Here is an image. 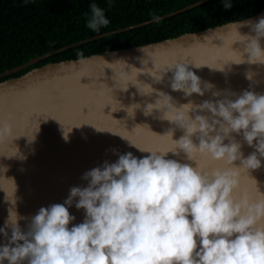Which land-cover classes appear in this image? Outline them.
Here are the masks:
<instances>
[{
  "label": "clouds",
  "instance_id": "obj_1",
  "mask_svg": "<svg viewBox=\"0 0 264 264\" xmlns=\"http://www.w3.org/2000/svg\"><path fill=\"white\" fill-rule=\"evenodd\" d=\"M223 6L231 7V0H223ZM89 9L88 28L99 31L109 24L103 8L93 2ZM153 19L158 22L161 17L154 14ZM244 23L250 25V32L237 30L239 38L234 41H241L243 47L232 49L238 55L213 68L223 70L228 62L264 65V16ZM188 65L176 61L163 72H171L172 90L203 95L213 85L203 82L202 86ZM129 66L118 75L131 76L137 70L136 79L125 80L119 88L127 89L131 82L141 94L157 91L155 101L144 105L145 115L160 109L161 118L175 122L183 135L173 139L169 129L172 148H139L149 153L141 157L130 151L119 153L115 161L104 160L86 170L81 177L86 185L70 186L62 203L39 207L25 230L19 224L26 218L16 210L15 189L9 198L0 187L10 202L0 225V264H264V193L258 190L255 198L234 195L240 170L259 168L264 158V93L244 89L222 95L218 90L212 93L221 97L215 101L189 100L177 106L170 94L137 83L140 72L150 73L156 81L162 79V72ZM252 76V71L245 72L247 79ZM139 107V102L128 105V114L134 115ZM62 128V137L68 140L71 128ZM11 131V125L0 119V141ZM232 133L240 134L254 151L244 156L241 141ZM178 149L186 159L196 161L195 166L167 158L169 151L178 155ZM207 158L223 160L229 167L202 166L199 161ZM237 159L238 166L233 164ZM73 204L83 209L78 223H71Z\"/></svg>",
  "mask_w": 264,
  "mask_h": 264
},
{
  "label": "water",
  "instance_id": "obj_2",
  "mask_svg": "<svg viewBox=\"0 0 264 264\" xmlns=\"http://www.w3.org/2000/svg\"><path fill=\"white\" fill-rule=\"evenodd\" d=\"M205 1L208 0L160 17L178 14ZM261 16H264V10L236 20L237 30L241 34L249 33L250 25L244 21H254ZM153 21L156 20L148 22ZM237 30L231 21L144 45L47 63L0 81V119L6 120L12 128L11 135L0 141V187L5 189L9 198L15 189L16 210L26 218L19 221L22 230L26 229L28 220L39 207L62 203L70 186L86 185L87 181L81 178L86 170L104 160L115 161L119 153L130 151L141 157L149 153L139 148H172L174 144L170 132H167L169 129L173 130V139L183 135L184 130L175 122L161 118L160 109H153L145 115L144 105L155 101L157 91L150 95L141 94L131 82L127 89L119 88L124 86L125 80L136 79L137 70H133L131 76L122 78L118 75L123 73L124 67L125 70H129V65L145 70L154 67L162 72L159 81L148 72H140L137 83L142 88L145 87L143 82L149 83L154 89L170 94L177 106L189 100L197 104L206 99L215 101L221 98L212 95L218 90L222 95L227 91L239 94L244 89L264 93V65L228 62L223 70L213 68L236 57L238 54L233 49H242V42L234 41L239 38ZM41 58H33L7 70L0 77L31 66ZM176 61L189 63L188 67L201 78L202 86L203 82H211L213 87L203 95L193 93L191 96L172 90L171 72L163 70ZM246 71L253 72L252 79L245 77ZM135 102H139L140 107L134 110V115H129L127 106ZM197 111L208 114L207 110ZM62 126L66 130L71 128L68 140L62 137ZM33 135L35 138L29 140ZM232 135L241 141L244 156L254 151L240 134ZM193 141L198 142L196 136ZM224 143H228L227 137ZM113 148L117 152H113ZM178 152L177 155L169 151L167 158L195 166L196 161L186 159L182 150L178 149ZM261 160L259 168L248 172L240 170V184L234 195L239 197L247 193L255 198L258 190L264 193V158ZM199 163L205 167H229L223 160L210 158ZM233 164L238 166L240 160L233 161ZM3 188H0V225L4 224L10 206ZM69 211L75 216L71 223L83 219V209H77L73 204ZM0 242H3L2 235Z\"/></svg>",
  "mask_w": 264,
  "mask_h": 264
},
{
  "label": "trees",
  "instance_id": "obj_3",
  "mask_svg": "<svg viewBox=\"0 0 264 264\" xmlns=\"http://www.w3.org/2000/svg\"><path fill=\"white\" fill-rule=\"evenodd\" d=\"M0 0V74L42 57L0 81L47 63L144 45L250 17L264 10V0ZM104 9L109 24L94 31L86 26L89 4ZM127 13V14H126ZM143 23V24H142ZM140 24V25H139Z\"/></svg>",
  "mask_w": 264,
  "mask_h": 264
},
{
  "label": "bare ground",
  "instance_id": "obj_4",
  "mask_svg": "<svg viewBox=\"0 0 264 264\" xmlns=\"http://www.w3.org/2000/svg\"><path fill=\"white\" fill-rule=\"evenodd\" d=\"M127 14V13H126Z\"/></svg>",
  "mask_w": 264,
  "mask_h": 264
}]
</instances>
